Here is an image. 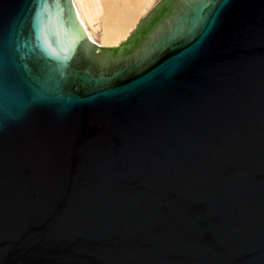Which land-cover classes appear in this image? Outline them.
I'll use <instances>...</instances> for the list:
<instances>
[{"label": "water", "instance_id": "obj_1", "mask_svg": "<svg viewBox=\"0 0 264 264\" xmlns=\"http://www.w3.org/2000/svg\"><path fill=\"white\" fill-rule=\"evenodd\" d=\"M0 264H264V0H0Z\"/></svg>", "mask_w": 264, "mask_h": 264}, {"label": "bare ground", "instance_id": "obj_2", "mask_svg": "<svg viewBox=\"0 0 264 264\" xmlns=\"http://www.w3.org/2000/svg\"><path fill=\"white\" fill-rule=\"evenodd\" d=\"M153 1L73 0L77 14L89 38L96 42L94 33L98 29L102 31L101 40L99 43L96 42L102 46L120 45L122 40L124 41L128 37L127 35L140 15L145 13L150 5L152 6Z\"/></svg>", "mask_w": 264, "mask_h": 264}, {"label": "rangeland", "instance_id": "obj_3", "mask_svg": "<svg viewBox=\"0 0 264 264\" xmlns=\"http://www.w3.org/2000/svg\"><path fill=\"white\" fill-rule=\"evenodd\" d=\"M160 0H154L153 2H152V6L150 7L149 6V8H148V10L145 12V13H143L142 15H140V17H139V19L137 20V22H136V24L132 27V29H131V31L137 26V24L139 23V21L140 20H142V18H144L145 16H146V14L150 11V10H152L153 9V7L159 2ZM130 31V32H131ZM130 32H129V34H130ZM129 34L127 35V36H129ZM101 35H102V31L100 30V29H98L95 33H94V37H95V39H96V42H98L99 43V41L101 40ZM127 38V37H126ZM125 38V39H126ZM124 39V40H125ZM94 40V39H93ZM123 41V40H122Z\"/></svg>", "mask_w": 264, "mask_h": 264}, {"label": "snow or ice", "instance_id": "obj_4", "mask_svg": "<svg viewBox=\"0 0 264 264\" xmlns=\"http://www.w3.org/2000/svg\"><path fill=\"white\" fill-rule=\"evenodd\" d=\"M46 10V9H45ZM40 24H41V21H40V17H39V14L37 15V20H36V28L39 29L40 27ZM27 45L26 44H21L20 47L23 48V47H26Z\"/></svg>", "mask_w": 264, "mask_h": 264}]
</instances>
